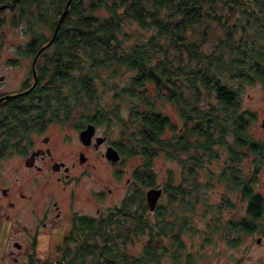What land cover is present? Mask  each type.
Segmentation results:
<instances>
[{
  "label": "trees",
  "instance_id": "16d2710c",
  "mask_svg": "<svg viewBox=\"0 0 264 264\" xmlns=\"http://www.w3.org/2000/svg\"><path fill=\"white\" fill-rule=\"evenodd\" d=\"M65 2L20 0L11 21L35 33L19 44L27 54L48 40L38 27L53 30ZM263 38L264 0H70L36 58L33 87L0 101V156L47 110L69 119L78 108V121L96 123L113 115L121 154L138 160L134 177L162 193L153 210L132 207L137 190L94 224H79L63 239L65 264H205L215 233L228 246L241 233L264 235V196L254 188L264 138L250 131L255 113L241 100L244 84L264 77ZM107 92L106 107L99 95ZM163 100L179 125L160 110Z\"/></svg>",
  "mask_w": 264,
  "mask_h": 264
},
{
  "label": "flooded vegetation",
  "instance_id": "af4514ba",
  "mask_svg": "<svg viewBox=\"0 0 264 264\" xmlns=\"http://www.w3.org/2000/svg\"><path fill=\"white\" fill-rule=\"evenodd\" d=\"M10 4L19 6L20 0H0V26L4 22L1 10ZM44 10H46V14L51 13L50 9ZM60 11L61 9H57V16ZM34 15L33 11L31 19ZM19 26L21 28L19 30L23 34H29L32 37L35 35L34 31L26 30L25 21H21ZM28 50L29 48L23 45L19 46L17 50L21 57L31 58L28 74H25L28 78L19 89L6 93L22 91L32 84L34 76L31 61L36 50L27 54ZM12 63L14 66L27 64V62L15 60ZM3 77L4 75H0V80ZM29 79L32 81L29 82ZM257 79L264 83V77ZM47 111L49 116L40 118L38 123L32 120L29 124L20 127L23 131L17 136V143L12 152L19 158L18 166L21 172H17V167L13 185L7 184V176L0 181V264L56 263L52 262L48 251L50 241L48 238L51 237L52 229H55L56 224H70L64 237L70 233L74 234L73 231L79 224H94L100 217L105 216L107 211L120 205L125 198L123 197L118 204L105 206L102 209L100 204L107 198L106 191L95 189L92 186H89L86 191L81 189L79 175L72 172L76 165L80 169L85 166L92 167L89 155L79 149L76 152H69L72 157L77 154L76 162L75 160L68 162L63 158V150L66 152L68 146L72 147L73 144H78L80 148H93L96 151L101 148L102 150H100V154L98 151L96 158H105L108 162L119 163L127 157L121 154L116 139H111L109 134H99L98 123L94 120H81L77 124L68 123L69 119L65 118L63 110ZM70 113L72 114L71 109ZM87 123H93V133L88 142H83L79 133ZM71 141L72 143H70ZM108 147H112L118 152L117 160L106 157L105 151ZM89 170L90 168H86L84 171L82 170V173L89 172ZM133 171L134 168L131 175L126 178V182L127 184L131 183V190L134 192L138 190L134 207H137V202L141 206H147L146 190L148 186L142 181H138L134 177ZM107 190L111 192L109 187ZM142 192L144 198L141 196ZM256 242L264 243V235L257 234ZM63 243L64 241H62V246L60 245L62 256ZM61 257L57 262L64 263Z\"/></svg>",
  "mask_w": 264,
  "mask_h": 264
},
{
  "label": "rangeland",
  "instance_id": "374dc122",
  "mask_svg": "<svg viewBox=\"0 0 264 264\" xmlns=\"http://www.w3.org/2000/svg\"><path fill=\"white\" fill-rule=\"evenodd\" d=\"M19 8L20 7L17 5L10 4L8 7L1 10V14L5 21L0 26V75H4L3 79L0 80V95L19 89L28 78L26 75L28 74L27 71H29L31 58L21 57L18 55L17 50L19 47L18 45L28 40L31 36L29 34H23L20 31L21 28L19 24L13 25L11 21L19 12ZM39 31L48 38L52 30L45 25H40L38 27V32ZM260 42L264 44V38L261 39ZM13 60L27 62V64L14 66L12 63ZM43 61L44 58L41 59L42 63ZM260 64V67H262L260 69L264 75V52ZM31 81L32 79H29V82ZM100 86L101 82L98 81V89L101 88ZM99 96L100 104L107 107V103L111 100V94L107 92ZM241 100L243 107H247L255 113V120L251 122L250 131L254 132L256 136L264 138V128L261 126V121L264 118V83L257 78L252 83H245L241 94ZM163 102V104L159 105L160 110L169 114L179 125L180 120L177 118L179 116L177 115L176 109L169 103V101L163 100ZM119 113L122 116H126V105L119 106ZM38 120L39 119H35L37 123L39 122ZM68 121V123H78V108L72 110V114ZM117 121V118L113 115H110L109 119L102 120L98 123L99 127L97 130L99 134H109L111 139H116L120 130V125ZM125 142L126 139H123L122 144H125ZM70 143H72V141ZM79 149L89 155V162H91L93 166H85L83 169H80L76 165L72 172L73 174L79 175L80 178L78 179L81 189L86 191L89 186H92L95 189L106 191L107 198L100 204L102 209L105 206H112L120 203V200L123 197H127L134 192V190H131L130 188L131 183L127 184L126 178L131 175L132 169L138 163L137 159L127 157L126 159H122L119 163L108 162L105 158L102 159L95 157L98 155V151L100 154V150H102L101 148H98V151H96L93 148H80L78 144H73L72 147L68 146L66 152L63 150V158L68 162L73 160L76 162L78 160L77 154L72 157L69 152H76ZM2 153L3 154L0 156V181L7 176V184L13 185V179L17 175V172H21L20 167L18 166L19 158L14 152H12V150L7 148H3ZM165 163L162 155L155 159L158 181L165 178ZM86 168H90L89 172L82 173V170L84 171ZM108 187L111 189V192H108ZM155 187H157V184ZM254 188L264 196V166L261 167L258 179L254 183ZM218 190L221 189L215 185V192L212 194H216ZM141 196L144 198L143 192ZM239 204L242 206V202L238 201V205ZM131 205L134 207L135 203L132 202ZM195 221L198 229L203 230L205 224L203 220L195 218ZM69 226L70 224H56L55 229H52L51 237L48 238L50 240L48 251L52 262H57L62 256L60 245L62 244L64 235L67 234ZM261 226H264V218ZM257 234L259 233L248 235L241 233L242 239L238 246H228L224 242L221 233H215L212 238V244L206 247L207 257H205V264H264V243L261 244L256 242ZM194 239H197L196 235L194 236ZM139 249V246L134 248L135 251H139Z\"/></svg>",
  "mask_w": 264,
  "mask_h": 264
},
{
  "label": "water",
  "instance_id": "95a60500",
  "mask_svg": "<svg viewBox=\"0 0 264 264\" xmlns=\"http://www.w3.org/2000/svg\"><path fill=\"white\" fill-rule=\"evenodd\" d=\"M69 2H70V0H66V2L64 3V6L61 10V13L59 14L58 18L56 19V23L53 27V30H52L48 40L37 48V50H36V52L32 58L31 67H32L33 76H34V80H33L32 84L28 88H26L22 91L15 92V93H5V94L0 96V100L7 99L10 97L19 95L21 93L27 92L31 87H33V85L36 81V73H35V67H34L36 58L39 55V53L43 49L48 47L52 43V41L54 40V37H55L56 32L60 26V23L62 22L63 18L65 17V15L67 13ZM261 126L264 128V118L261 121ZM92 133H93V123H87L86 126L80 130L79 137L83 142H88ZM105 155L107 158H109L111 160H117L119 158L118 152L112 147H108L106 149ZM161 193H162L161 187L150 186L147 188V190H146V203H147V207L149 210H153L155 208L156 203H157ZM53 264H64V263L62 261H59V262H56Z\"/></svg>",
  "mask_w": 264,
  "mask_h": 264
}]
</instances>
